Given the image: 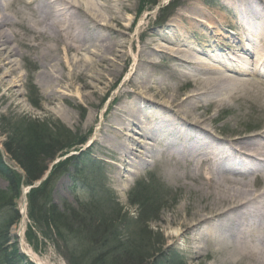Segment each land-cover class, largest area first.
Wrapping results in <instances>:
<instances>
[{"label":"bare ground","instance_id":"6f19581e","mask_svg":"<svg viewBox=\"0 0 264 264\" xmlns=\"http://www.w3.org/2000/svg\"><path fill=\"white\" fill-rule=\"evenodd\" d=\"M128 3L0 0V98H16L13 57L23 56L20 47L32 51L39 62L35 78L47 102L63 101L65 97L56 93L73 89L77 82L79 88H93L91 94L97 95L91 81L106 84L125 67L117 65L122 54L111 35V22L121 20ZM214 4L209 8L181 0L166 24L174 32H155V37L142 31L155 46L145 43L141 57L166 53L173 61L169 76L175 78V85L136 64L119 94L121 103L115 105L116 98L112 99L101 114L103 137L88 142L109 151L114 159L110 177L116 183L127 176L126 167L135 174L147 169L146 157L165 167L174 191H179L175 210L193 219L179 222L182 230L172 236H185L186 249L193 256L201 257L199 247H203L204 256L212 255V264H264V119L256 131L235 134L231 129L221 135L210 125L214 117L207 113L209 106L219 111L230 102L244 106L250 98L264 102V74L259 72L264 68V0ZM224 24L233 28L231 34H224ZM212 35L219 39L218 47L205 42ZM226 51L237 56L224 57ZM186 77L189 80L181 82ZM130 84L133 89H127ZM186 85L187 93L182 92ZM132 128L140 142L127 135ZM259 179L261 186H255ZM20 241L31 260L51 264L40 259L23 237Z\"/></svg>","mask_w":264,"mask_h":264},{"label":"rangeland","instance_id":"374dc122","mask_svg":"<svg viewBox=\"0 0 264 264\" xmlns=\"http://www.w3.org/2000/svg\"><path fill=\"white\" fill-rule=\"evenodd\" d=\"M194 1L210 8L215 5L216 0ZM128 4L129 9L120 13V23L111 22V35L120 44L117 47L118 54H122L117 65L120 67L123 64L125 67L118 76L109 77L106 84L100 85L98 79L91 81L96 86L97 95L91 94L93 88H79L80 83L77 82L73 89H60L61 93H56L57 96L65 97L63 101L47 102L45 92L35 78L39 65L35 54L20 47L23 56L13 55L15 75L12 84L17 90L16 98H0L2 161H6L4 142L20 146V140L23 143L28 141L27 138L32 133L28 132L29 127L26 125L30 122L32 126H36V132L39 133L42 129L45 136L52 139V146L62 147H59L61 149L54 154L53 159L46 161L43 158L47 165L46 171L31 185L25 183L22 169H14L21 177L18 184L19 196L15 197L13 204L0 208V223L12 212L18 215L17 221L9 229L10 242L7 245L12 246L14 241L18 245V238L23 237L40 259L51 264H212V255L204 256L206 251L203 247H199L201 257L193 256L186 249L185 236H172L180 231L179 222L185 220V223H191L193 219L184 216L181 210L179 213L175 210V206L179 205V191H174L165 167L155 166L146 157L147 169L141 168L135 174L132 167H126L123 173H127V176L116 183L110 177L111 172L113 174L110 167L114 164V159L109 151L95 147L94 144L87 146L89 140L101 135L103 137L99 130L105 117L101 114L112 99L116 98L112 101L115 105L121 103L123 98L119 94L125 89L123 84L133 74L136 64L141 63L140 67L151 70L157 78L165 77V84L172 87L175 85V78L169 76L173 61L166 53L158 51L147 59L145 55L141 57L139 51L145 43L155 46V41L142 31H151L155 37V32H174L166 24L171 21L181 0H157L156 4H151L150 0H129ZM221 29L224 34H231L233 31L226 24ZM213 31L215 32L208 30L207 33L213 34ZM195 37L198 39L199 35L196 34ZM205 42L214 47L219 46V39L213 35ZM246 44L251 47L250 43ZM223 56L237 55L226 51ZM202 58L211 62L208 57ZM249 66L247 64L246 68ZM187 80L189 78L186 77L181 82ZM127 89H133V86L130 84ZM189 89L186 85L182 92L187 93ZM243 105L230 102L219 111L209 106L207 113L214 117L210 125L221 135L227 134L231 129L235 134L258 130L264 119V102L250 98ZM85 122L88 123V128ZM127 135L140 142L136 128L129 129ZM65 143L69 144L63 146ZM63 165V172H60ZM47 178L52 183L49 188L33 194L36 208H32L28 195ZM7 180L0 172V189L4 190L8 186ZM261 184L259 179L255 186ZM47 192L49 204L52 205L50 211L56 212L63 219V227L58 230L48 219V205L43 207L44 203H48L45 199ZM35 212L39 218L35 219ZM43 217L48 220L47 225L43 222ZM20 224L23 225L22 235L19 231ZM15 261L10 259L7 263L0 261V264H28L26 260Z\"/></svg>","mask_w":264,"mask_h":264},{"label":"trees","instance_id":"16d2710c","mask_svg":"<svg viewBox=\"0 0 264 264\" xmlns=\"http://www.w3.org/2000/svg\"><path fill=\"white\" fill-rule=\"evenodd\" d=\"M151 4H156L157 0H150ZM28 132L32 133L28 139V141L24 142L20 140L21 145L18 146V144L14 145L11 142H4V151L7 153L9 158L13 159L16 164L19 166V168L22 169L24 172V180L26 184L31 185L36 180L40 179L44 172L46 171L47 165L44 164V159L51 160L54 157V154L58 151H60L59 147L52 146L51 142L52 139L45 136L44 131L42 129L39 130V133L36 132V126H32V122H30L28 125ZM37 133L34 134V133ZM43 137V138H42ZM69 143L62 144L63 146L68 145ZM56 147V148H54ZM44 158V159H43ZM43 159V160H42ZM62 165V163H59ZM65 165H63L59 170L60 172H63V168ZM0 172L4 174V176L8 179V186L2 190L0 189V208L6 207L8 205L13 204V201L15 197L19 196V190H18V184L21 177H19L18 173L10 168L8 165H6L5 162L2 161V154L0 153ZM52 183L51 179L47 178L45 181H43L37 188L30 191V194L28 195L31 207L36 208V205L33 203V194L37 192L43 191L45 188H49L50 184ZM32 194V195H31ZM47 199V204H43V207H46V213L48 215L49 221L53 224L56 230H58L59 227H63L62 218H59L60 215H56V212L50 211L52 209V205L49 203L48 199V192L45 196ZM35 212V219L37 216ZM45 218V219H44ZM18 215L15 213H11L8 217L3 219V222L0 223V261L2 262H9L11 261L15 262H24L25 257L21 254H19L18 249L15 245V243L11 245H7V243L10 240L9 237V229L12 226L13 222L17 221ZM44 219V220H43ZM43 222H46V217L42 218ZM47 227V226H46ZM26 264V263H23ZM29 264V263H28ZM139 264V262H138Z\"/></svg>","mask_w":264,"mask_h":264}]
</instances>
